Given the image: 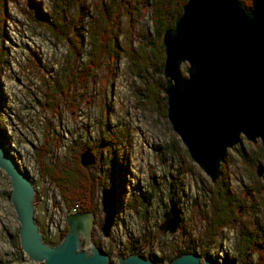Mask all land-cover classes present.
<instances>
[{
  "label": "rangeland",
  "instance_id": "rangeland-1",
  "mask_svg": "<svg viewBox=\"0 0 264 264\" xmlns=\"http://www.w3.org/2000/svg\"><path fill=\"white\" fill-rule=\"evenodd\" d=\"M66 1L74 2H62ZM79 1L88 6L81 22L84 28L92 16L90 5L98 0ZM146 1L129 0L127 8L118 11L116 47L96 60L91 75L80 84L73 79L90 56L86 40L69 69L66 58L74 55V48L64 36L52 37L45 27L28 19L25 11L31 2L48 15L52 0H0V146L12 154L33 186L34 222L44 242L55 244L66 226V216L73 213L70 206L63 205L56 184L39 173L38 164L71 167L80 146L91 149L103 139L95 153L85 149L94 156L89 168L95 181L90 236L112 264L129 254L168 264L174 253L183 249L198 254L203 250L204 257L214 264H264L256 251L242 259L237 255L238 229L252 231L264 220V153L259 141L252 143L241 135L239 142L226 150L214 182L188 156L166 119V107L162 109L161 103L157 106L152 99L148 83L164 78L162 66L150 55L154 31ZM80 9L84 11V7ZM62 13L64 17L71 14L68 10ZM143 52L155 67L136 75L126 55ZM61 67L70 72L67 84L60 75ZM186 67V63L180 64L184 76ZM56 82L59 87L54 88ZM41 146L46 151L39 157L33 150ZM257 163L263 166L261 177L255 175ZM221 181L225 183L221 198L231 197L225 206L231 208L229 220L234 223L219 227L207 243V217L211 205L219 200L212 190H219ZM103 187L113 189L115 206L106 237L98 229ZM9 191L8 178L0 170V264H28L31 259L18 246V223ZM169 200L175 201L179 210V226L173 233L158 229ZM48 232L55 236H47Z\"/></svg>",
  "mask_w": 264,
  "mask_h": 264
},
{
  "label": "water",
  "instance_id": "water-1",
  "mask_svg": "<svg viewBox=\"0 0 264 264\" xmlns=\"http://www.w3.org/2000/svg\"><path fill=\"white\" fill-rule=\"evenodd\" d=\"M166 119L188 156L208 176L220 175L226 150L242 135L259 141L264 150V18L237 0H186L171 28L161 35ZM186 63L185 76L180 64ZM94 162L84 150L78 164L87 171ZM0 170L10 184L9 200L18 223L20 250L41 264H112L105 252L89 242L92 212L66 216V231L51 245L42 241L33 219L34 189L12 154L0 146ZM263 166L257 163L255 175ZM103 214L99 231L108 236L114 218L112 188H101ZM158 226L173 233L179 226L176 202L169 200ZM81 238L84 246L81 249ZM117 264H157L137 254L118 257ZM168 264H200L198 253L174 256ZM201 264H214L208 257Z\"/></svg>",
  "mask_w": 264,
  "mask_h": 264
},
{
  "label": "trees",
  "instance_id": "trees-1",
  "mask_svg": "<svg viewBox=\"0 0 264 264\" xmlns=\"http://www.w3.org/2000/svg\"><path fill=\"white\" fill-rule=\"evenodd\" d=\"M62 1L63 0H52V9L48 15H46L45 12H41L38 7L36 8L35 5L33 6L31 2H29L27 5V9L25 11L28 14V19L40 26L45 27L50 32L52 37L64 36L67 44L74 48V55L71 58H66V61L70 60L69 69H71L72 66L71 60L73 62L79 58V55H81V48L83 46L82 44L86 40L88 46L87 55L90 56L87 59L85 65H83L81 69L80 67L78 68V75L74 74L75 79H73L82 84L87 76L91 75V71L97 63L96 60L100 58L101 55H110V53H112L113 49L116 47L114 39L115 33L117 31V20L119 17L118 11L123 7L127 8L129 0H108L106 3H103L101 0H98V2L94 1L89 8L90 11H93L90 13L92 16L89 17L88 21H86L84 28L81 26V22L84 18V13H86L88 10V6L85 7L84 2L79 0H74V2L71 4L68 1L65 3ZM185 1L186 0H148L145 2L149 5L150 20L154 31V37L152 40L153 53L150 55H154V60L158 63L159 67L162 66L163 60L160 36L165 29L171 28L173 26L174 21L180 15L181 7ZM237 1L244 8L252 9L264 18V0ZM77 4H80L79 8ZM83 7L84 11H81L80 8ZM64 10L71 12V14L69 13V17L63 16L62 12ZM68 35H70L69 38ZM126 57L129 61V68L134 71L136 75H139L140 72L149 66L152 69L155 67L154 63L150 62L148 54L145 52H143L142 55L130 54L126 55ZM136 63H139V67L136 66ZM158 71H160V69H158ZM68 73L70 72L65 71V68H60V75H62L63 79H66L64 80L66 84L67 81L70 80ZM148 84H150V91L152 92V95L154 94L152 98L153 101L157 104V106H159V103H161L162 109H164V107H166V97L163 92L164 81H150ZM56 87H59L58 82H56L54 88ZM160 92L163 93L162 97L158 96ZM101 140L102 142H99L96 147L91 149L85 145L80 146L78 151L75 153L74 162L71 167L68 166L66 168H56L53 166L44 165L42 163L38 164L39 173L42 175L46 174L56 184L57 188L61 192L63 205L66 207L70 206L71 208L73 205H76V210L80 212H85L92 209L95 181H91L89 179L86 171L78 164L77 158L85 149H89L92 153H95L97 149H100V144H104L105 142L103 139ZM259 150L264 153L261 148H259ZM33 151L37 156L40 157L42 152L43 154L45 153L46 148L41 146L34 149ZM224 185L225 183L221 181L219 190H212L213 196H218L219 200L217 201V204L211 205V211L209 214L210 217H207V223L205 226L207 243L212 240L214 235L218 232L219 227L227 223H234V220H229V210L231 208H227L228 205L225 206V203L227 201L229 202V198L231 197L227 196L226 198L228 200L226 198H224V200L221 198V192L224 191ZM256 191L260 193L259 190ZM208 218H212V221L210 222L209 219L208 222ZM64 230H66V226L64 227ZM63 234L64 233L61 234V237ZM237 235H239L240 240V243L237 247V255L241 259L247 256L249 251H256L258 258L260 260L264 259V220L260 224L256 223L252 231H244V228H239ZM95 245H97L96 242ZM188 251L189 249L176 251L174 256L186 253ZM199 254L203 258L206 255L203 250H201Z\"/></svg>",
  "mask_w": 264,
  "mask_h": 264
},
{
  "label": "bare ground",
  "instance_id": "bare-ground-1",
  "mask_svg": "<svg viewBox=\"0 0 264 264\" xmlns=\"http://www.w3.org/2000/svg\"><path fill=\"white\" fill-rule=\"evenodd\" d=\"M2 147V146H1ZM3 148V147H2ZM4 150H6L5 148H3ZM219 169H220V165H219ZM217 180V179H216ZM33 216H34V198H33ZM39 231V230H38ZM40 232V231H39ZM62 233V232H61ZM61 233H60V236H59V239H61L60 237H61ZM40 234H41V238H42V241H44L43 240V235H42V233L40 232ZM89 242L90 243H93L92 241H91V236H90V238H89ZM51 245H53V244H51ZM95 245V244H94ZM80 247H81V249H86V247L84 246V238H81V243H80ZM200 256V255H199ZM201 257V256H200ZM203 259V258H202Z\"/></svg>",
  "mask_w": 264,
  "mask_h": 264
},
{
  "label": "built area",
  "instance_id": "built-area-1",
  "mask_svg": "<svg viewBox=\"0 0 264 264\" xmlns=\"http://www.w3.org/2000/svg\"><path fill=\"white\" fill-rule=\"evenodd\" d=\"M75 210H76V205H73V206L70 208V212H74ZM63 225H64V223H63ZM63 228H64V226H63ZM62 231H63V230H62ZM62 231H61V232H62ZM61 232L58 233V235H57L58 238H59ZM49 235L52 236V237L55 236V235H54V232H53V233H52V232H48L47 236H49ZM33 263H35V262L29 260V263H28V264H33ZM37 264H39V263H37Z\"/></svg>",
  "mask_w": 264,
  "mask_h": 264
},
{
  "label": "flooded vegetation",
  "instance_id": "flooded-vegetation-1",
  "mask_svg": "<svg viewBox=\"0 0 264 264\" xmlns=\"http://www.w3.org/2000/svg\"><path fill=\"white\" fill-rule=\"evenodd\" d=\"M88 175V174H87ZM89 177V176H88ZM89 179H90V177H89ZM91 181H93V178L92 179H90ZM77 209V208H76ZM74 212H80V211H77V210H75ZM73 212V213H74Z\"/></svg>",
  "mask_w": 264,
  "mask_h": 264
}]
</instances>
